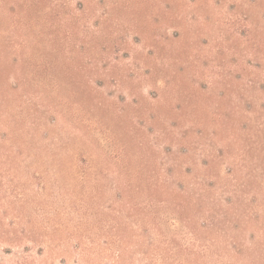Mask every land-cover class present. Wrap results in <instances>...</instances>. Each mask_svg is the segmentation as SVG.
Listing matches in <instances>:
<instances>
[{"label":"rangeland","instance_id":"rangeland-1","mask_svg":"<svg viewBox=\"0 0 264 264\" xmlns=\"http://www.w3.org/2000/svg\"><path fill=\"white\" fill-rule=\"evenodd\" d=\"M0 264H264V0H0Z\"/></svg>","mask_w":264,"mask_h":264}]
</instances>
